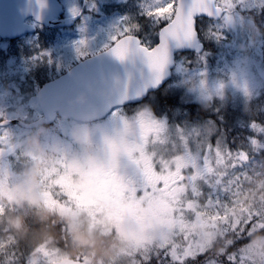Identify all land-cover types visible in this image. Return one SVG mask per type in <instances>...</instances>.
Instances as JSON below:
<instances>
[{"label":"snow or ice","instance_id":"snow-or-ice-1","mask_svg":"<svg viewBox=\"0 0 264 264\" xmlns=\"http://www.w3.org/2000/svg\"><path fill=\"white\" fill-rule=\"evenodd\" d=\"M243 4L244 0H160L156 6L147 10L146 15L157 21L166 20L168 22L161 29V44L155 48L141 44L140 37L135 35L140 25L127 23L118 26V30L111 36V51L124 59L133 45H140L141 50L151 60V67L159 73L156 81V85L159 86L163 82L165 68L170 62L167 46L170 38L181 40V38L194 36L198 16H208L223 21L230 20L229 13H237ZM215 34L220 35L219 32ZM141 111L157 125L170 127L166 119L156 117L150 109ZM7 124V119L0 118V129H2L0 131V157H3L5 152L15 151L11 133L6 127ZM251 127L258 134L264 133V124L253 121ZM174 132L176 135L173 139L154 152L152 160L155 168L144 159L129 157L127 154L122 156L123 166L131 170L128 182L136 195L154 208H159L164 204L170 205V216L167 221H157L155 217L149 221V234L143 243L137 245L135 257L139 260V264H152L154 257L158 264H189L190 261L196 262L201 257L204 258L203 264H243L242 246L248 243L254 230L264 231V223L260 222L259 215H253L246 221H241L240 224H233L223 201L227 198L231 203V197L236 195V190L244 182L240 177L244 176L246 165L251 159L249 151L244 149L233 151L222 144L219 138L213 145L208 138L200 147L198 155H194L191 150L185 153L184 158L193 161L195 167L193 163H189L186 168H177L175 157L170 150L171 145L174 142L191 144V138L183 127L177 126ZM191 133L197 137L200 136L196 128L191 129ZM258 142L261 140L257 137L250 138L251 144ZM147 143H153L151 137L148 138ZM156 143L159 144V141ZM25 158L29 157L25 156ZM61 159L63 160V157ZM101 159L106 166L103 176L107 179L111 172V157L107 147L101 153ZM221 162L231 168L228 174L230 178L223 176L216 171V167H213ZM62 171L63 168L59 165L55 167L52 174L44 179V189L50 192L55 200L71 205L73 201L69 193L60 184L55 183ZM197 171L201 175L193 180V173ZM237 171L240 172L239 177L236 176ZM210 175H217L220 178L209 185L205 177ZM177 185H187V188H178ZM193 185L207 189L203 193V200L194 194ZM222 207L223 213L220 211ZM206 209L215 210L217 219L212 220V213ZM205 220H208L213 228L227 229L226 236L231 237V243L225 244L222 251L217 250L215 244L202 246L198 243L193 227L201 225ZM64 230L66 229H62ZM150 233H157V235L153 237ZM28 245L30 251L27 264H33L32 254L40 249L35 245ZM22 255L20 244L13 237L0 236V264H21Z\"/></svg>","mask_w":264,"mask_h":264},{"label":"rangeland","instance_id":"rangeland-1","mask_svg":"<svg viewBox=\"0 0 264 264\" xmlns=\"http://www.w3.org/2000/svg\"><path fill=\"white\" fill-rule=\"evenodd\" d=\"M159 2L160 0H145L142 5L144 10L147 12L150 7L156 6ZM104 4L109 3L104 0L100 3H91L88 6V14L93 17H100L102 13L99 8H101ZM255 4H261V0H244L242 8H249ZM62 5H64L66 15H72L80 8V4L78 2H64ZM115 13L116 14L112 15V20L116 22L117 25L111 24L106 26L103 20L97 19L95 23H93L94 25L92 28L87 29L86 32L83 33H87V36H84L86 38L81 39V41L88 50L93 51L99 49L100 46L97 47V45L106 44L107 40H109L118 30V26L127 24L126 22L122 23L121 14L117 12ZM229 16L231 19L227 21L215 20L214 26L223 38L226 39V44L228 46V50L230 51V57L228 58L227 56V50H222L219 52L215 64H210L207 67H200L196 70H190L187 75H185L186 73L180 75L179 80H177L178 82L175 84L171 83V87L184 90V96L186 98L205 102L207 98L215 96L218 98L230 96L232 100L235 101L241 97L245 98L253 96L257 94L262 87H264V49L259 50L261 49V47H258L260 39L255 37L253 40L246 41L243 38H240L241 32H245L247 30V24L234 13L230 12ZM89 18H91V16L85 15L82 23L76 27L79 29H75V32H78L79 30L82 31L87 28V26L89 27L90 24H86ZM98 32L105 33L99 37L97 34ZM61 41V43L57 42L53 44L50 49V52L56 53L60 48L64 47L62 48L64 49V54L60 55L58 61L55 62L57 64L56 68H50L48 70L46 73L48 76L53 75L54 73L58 74L63 68L68 67L73 58L72 57L66 61L68 56L65 51L68 47H71L70 45L73 43L74 38H61ZM248 44H253L255 49L257 46L261 57L257 55L254 56L253 54L250 55L246 52L245 49ZM62 57L64 59L59 61ZM4 87V85H1L0 116L4 115V118H11L13 116L18 117L16 114H19L25 117L28 115V111L25 109L24 105L29 106L28 104L34 107V112L36 113L35 118L40 115L41 112L37 100H30V98L22 105H19V100L17 98H11L12 102L10 104L19 107H17V112L15 111L13 113L7 111L9 105L7 100L8 91ZM141 109H144L145 111L148 110L145 109V106H139L135 111L138 113ZM121 118L123 121L122 123ZM129 119H137V122L140 123L149 121L150 124L147 125L145 130L151 126L154 130L163 132L162 134H157V136L152 139L153 143L149 144L148 151L140 157H136L132 154L133 146H126L123 144V141H129L131 135L134 136V134L126 133L124 130ZM173 123L174 122H172V126L168 122L170 127L157 125L147 116H136L135 113L128 116L122 113V111L114 108L106 117L91 122H78L73 119L63 118L57 119L51 128L45 127L46 132L44 133L43 140L49 146H58L62 152L71 157L73 154L79 153L80 151V146L75 144L71 139V129L77 125L90 124L95 129L93 141L98 146L103 145V136L105 134H111L114 138L112 150L109 151L111 157V172L119 173L120 171H118V169L120 168V164L116 159L115 153H119L122 148L126 149V154L129 157L144 159L151 163L153 168H155L152 156L155 151L164 147L166 143L169 140H172L176 135L174 132L176 128H174ZM190 126L191 127H188V130H186V134L190 135L191 144H188L187 142H174L171 145L170 150L175 157L177 168H186L189 163H193V167H195V163L193 161L186 160L184 158L185 153L188 150H191L194 155H198L200 147L207 141V135L204 136V139H202L200 143H198L195 139H192V137L196 135L191 133V129H197L199 123L197 125L195 124ZM6 127L11 133L13 144L15 145V151L5 152L3 157H0L1 160L7 159L11 153L16 152L20 147V142L24 139L22 134L30 132V128H25L17 124ZM41 127L44 126H40L37 129ZM37 129H34L33 132ZM0 131H2V129H0ZM156 141H159V144H157ZM210 142L213 145L217 143H213L211 140ZM21 155L27 156L24 153ZM25 159L27 160L29 158ZM60 167L63 168V171L57 177L55 183L60 184L69 193L73 203L71 205L63 204L60 201L55 200L50 192L43 189L42 194L44 197V203L57 208L60 212L66 215H70L78 223H85L90 230H97L95 228L99 229L101 227V223L104 224L105 227L111 225L114 222L115 216L118 215V210H121L119 203L122 202V196L126 194V188L124 187L125 184H119V182L117 183L112 179L107 180L103 176V172L106 167L105 164L103 162L90 163L87 161L85 156L80 157L79 163H68L65 161L63 166ZM213 167H216V171L225 177H228V174L230 173H227L228 170L231 171V168L223 162H221L218 166L214 165ZM54 168L50 169L44 179H47L52 174ZM199 175H201L199 171L193 173V180H195ZM219 178L220 177L217 175H210L205 177V180L209 185H212ZM177 187L186 189L187 185H177ZM192 188L194 194L203 200V193L206 192L207 189H202L197 185H193ZM236 191L241 192V189L238 188ZM234 199L235 196L231 197L232 203H229V200L225 198L223 205L231 207ZM0 208L1 210L3 209L1 203ZM206 211L212 213V220L217 219L215 210L206 209ZM220 211L223 213V207ZM169 216L170 205L164 204L159 208H154L146 201L141 207H139V210L134 217H130L129 220L123 223V225L118 226L116 233H119L121 236H128L129 233L126 232L125 225L129 221H134L138 226V232L133 233L132 235L136 240V244L139 245L145 241L149 231V221L153 217H155L157 221H167ZM84 219H86V222H83ZM202 225L211 227L208 220L203 221ZM107 229L109 228L107 227ZM106 232L110 231L107 230ZM39 249L45 255L50 252V248L45 244L40 245ZM129 259H131V257L127 259L122 257L118 259L115 264H120L121 261L128 262Z\"/></svg>","mask_w":264,"mask_h":264},{"label":"clouds","instance_id":"clouds-1","mask_svg":"<svg viewBox=\"0 0 264 264\" xmlns=\"http://www.w3.org/2000/svg\"><path fill=\"white\" fill-rule=\"evenodd\" d=\"M125 132L139 134V126L135 120L129 119ZM95 129L90 124H81L71 129L72 141L80 146L79 153L69 157L62 152L58 146H49L43 140L45 127L30 132L20 142L22 152L29 157L27 167L16 173V179H12L9 167L0 162V201L9 206L18 208H30L37 210L38 222L43 225L41 228L33 229L28 224V216L23 211L8 215L5 213L0 221L5 224L4 231L20 244L28 240L32 245L40 248L45 244L50 248L49 254L41 251L32 254L33 264H115L120 258H129L128 264H139L135 257L137 251L136 240L133 233L138 232V226L134 221L125 225L128 236H121L116 233L110 239L104 236L107 227H100L97 230H90L85 223L76 222L73 217L62 215L59 211L48 208L44 203L43 189L44 177L50 169L63 166V163H79L80 157L85 156L90 163H102L101 153L107 147L112 150L114 138L111 134L103 136V145L98 146L93 141ZM130 141H123V144L130 146ZM126 149L122 148L115 153L120 164V174L127 180L131 170L123 166L122 156ZM63 157V160L61 159ZM229 218L233 224H240L246 221L247 217L260 216V222L264 223V179L256 181L255 187L246 189L244 192H237L231 207H227ZM51 219V224L47 221ZM59 222L68 227L64 247L56 243V237L51 229ZM193 231L198 237V243L202 246L216 245L217 250L222 251L225 244L231 243V237L226 236L227 229L222 227H208L196 225ZM149 234V233H147ZM153 237L157 233H150ZM243 247V264H264V231L254 230L251 239Z\"/></svg>","mask_w":264,"mask_h":264},{"label":"trees","instance_id":"trees-1","mask_svg":"<svg viewBox=\"0 0 264 264\" xmlns=\"http://www.w3.org/2000/svg\"><path fill=\"white\" fill-rule=\"evenodd\" d=\"M144 1H132L128 4L118 3L114 9L119 10L125 16L124 20L127 23H132L133 25L139 24L140 29L135 32V35L140 37L144 44L151 46L157 41L159 29L165 23H167V21H157L151 17H148L142 5ZM234 14L240 17V19L247 24V30L245 32H241L240 38L249 41L253 40L255 37H258L260 39V44L258 47H261L259 50H263L264 0H261V4H255L249 8H241L237 13ZM214 22L215 20L205 16L197 17L196 29L198 31L199 40L203 42V50L201 52H175V64L172 67V75L170 79L161 88L149 92L142 101L135 103V105H147L152 107L153 110L158 114H160V112L165 113L170 118V122H174V128H176L178 125H183L181 127L188 130V127H191L190 125H193V123H199L197 130H199L200 136L199 138L197 136L192 137V139H195L198 143H200V141L204 139V136L207 135V140L210 136L209 139L213 143H216L219 138L222 144L226 145L228 148H231L233 151L238 149L249 151L251 159L246 165L244 176L240 177L244 182L239 188L241 189V192H244L246 189L255 187L256 181L264 179V133L258 134L251 127V123L253 121H256L258 124H264V87H262L259 92L253 96L245 98L241 97L235 101L232 100L230 96L223 98H218L215 96L211 97L212 99L207 98L205 102L186 98L184 96V90L171 87V83L175 84L178 82L177 80H179L180 75L184 73L187 75L190 70H196L200 67H207L210 64H215L216 58L218 57L220 51L227 50V56L228 58L230 57V51L228 50L226 39L223 38L221 34L219 36L215 34L219 31H217L215 28ZM53 34L56 36V31H53ZM245 50L250 55L253 54L254 56L257 55L261 57L257 46L255 49L253 44H248ZM56 55L57 52L54 56ZM56 65V63L48 64L47 62L38 63V77L36 81L37 88H39V86L44 81L55 77L67 69V67H65L58 74L54 73L53 75L48 76V74H46L48 70L50 68L55 69ZM28 99V97H24L22 101L24 102ZM32 99L36 100L35 94H33ZM8 100L9 102L12 101L11 98ZM122 107L130 108L128 105L127 107ZM27 113L28 115L25 117L19 114L16 115L26 122L33 120L36 116L33 106ZM0 118L3 119L4 115H1ZM57 119L62 118L57 117ZM56 120L50 124H41L37 127L30 128V132H33L34 129H37L40 126L51 128ZM27 134L28 133L22 135L25 138ZM254 136L260 139L261 142L251 144L250 138ZM21 154H23V152L19 147L18 150L14 153H11L7 159H0V162L6 164L9 167V170L12 173V179H16L17 177L15 174L27 167L29 163V159L26 160L25 156ZM229 172L231 171L228 170L227 173ZM236 176H240L239 171L236 172ZM0 203L3 206L2 210L0 208V217H2L5 213L8 215H13L23 211L27 214L28 224L33 229L43 227V225L38 222L36 209H21L16 206H9L3 201H0ZM45 205L54 211H59L57 208L51 205ZM60 213L65 216H70L62 212ZM54 218L55 217L50 218L47 223L51 224V219ZM249 218L251 217H247V219ZM83 222H86V219H84ZM4 228L5 224L0 221V236H8V234L4 231ZM62 229L66 230L62 231ZM51 231L56 237V243L60 247H64L66 243L65 237L68 233V227L64 226L63 222H59L51 229ZM114 234L115 233L104 232V236L108 239H110ZM28 244H31V242L28 240L20 242V249L23 253L21 257V264H27V257L30 251ZM203 259L204 258L201 257L196 262L190 261L189 264H203ZM120 264H128V262L121 261ZM152 264H158L155 257L152 260Z\"/></svg>","mask_w":264,"mask_h":264},{"label":"water","instance_id":"water-1","mask_svg":"<svg viewBox=\"0 0 264 264\" xmlns=\"http://www.w3.org/2000/svg\"><path fill=\"white\" fill-rule=\"evenodd\" d=\"M86 3L87 0H83L77 14L56 19L54 24L72 25L85 10ZM62 11L58 0H0V36L15 37L33 31L35 25L25 22L28 15L39 22L49 23ZM165 24L159 29L157 41L149 47L161 44V29ZM167 46L170 62L159 86L156 85L159 73L151 67V60L140 45H133L124 59L116 56L109 46L44 81L36 92L39 116L27 122L20 118L3 119H7L8 124L16 121L26 128L50 124L57 117L78 122L102 119L115 107L140 102L149 92L161 88L172 75L175 52H201L204 47L197 29L196 34L189 38H170Z\"/></svg>","mask_w":264,"mask_h":264},{"label":"flooded vegetation","instance_id":"flooded-vegetation-1","mask_svg":"<svg viewBox=\"0 0 264 264\" xmlns=\"http://www.w3.org/2000/svg\"><path fill=\"white\" fill-rule=\"evenodd\" d=\"M101 1L102 0H87L85 10L82 12V14L74 21L72 25L67 26V25L54 24V20L77 14L80 11L83 0H58V2L61 5L64 2H78L80 4V8L76 13L72 15H66L64 5H62L63 11L57 15H54L50 19L49 23L39 22L32 15H28L25 17V22L35 25V29L33 31H28L15 37L0 36V94H1V85H4L5 86L4 88L8 91L7 100L10 98H17L19 100V105L26 103L25 102L26 100L24 102L22 101L24 97H28L30 98V100H32L33 94H35L36 96V92L38 89L36 87V81L38 77V70H37L38 63L47 62L48 64H53L58 61L59 56L64 54V49H62L64 47L60 48L59 51H57L56 56H54L55 55L54 52H50V49L53 46V44L57 42L61 43L62 42L61 38H66V37L74 38L73 43L70 45L71 47H68L67 50L65 51V53H67L68 56L66 61H68L70 58L73 57L67 69L76 62L109 47L111 44V39L107 40V43L104 45L98 44L97 47L100 46L99 49L93 51L88 50L85 47V45L82 44L81 41V39L86 38L84 36H87V33L86 34L83 33L86 32L87 29L92 28V26L94 25L93 23H95L97 19L103 20L106 26H109L111 24L117 25V23L112 20V15L116 14L115 12L121 14L122 23L126 22L124 20L125 16L119 10L114 9L116 4L118 3L128 4L129 2L132 1L138 2L139 0H104L109 4H104L101 6V8H99L102 13L100 17H95V16L93 17L92 15L88 14V10H89L88 6L91 3H100ZM85 15L91 16V18H89L88 21L86 20L87 21L86 24L87 25L90 24L89 27L87 26V28L83 29L82 31L79 30L80 32L79 31L75 32V29H79L76 27L82 23ZM53 31H56V36L53 34ZM104 33L105 32L103 33L98 32L97 34L100 37ZM141 43L143 42L141 41ZM63 59L64 58L62 57L60 58L59 61H62ZM11 102H9L8 100L9 105L7 111L14 113V111H17L16 107L19 106L15 107L10 104ZM127 105L130 106V108L122 107V106L127 107ZM24 106L27 111H29L32 108V106L30 105L29 106L24 105ZM122 106H117L115 108L122 111V113H124L125 115L129 116L130 114L135 113L136 116L138 115L145 116L141 111L142 109L139 110L138 113L137 111H135L139 106H143V107L145 106V109H150L153 113H155V116H158V118L166 119L167 124L168 122L170 124L172 123L170 122V118L165 113L160 112V114H158L150 106L147 105L137 106L135 105V103H129ZM11 118H19V117L13 116ZM135 121L139 126V131L141 132H139L138 135L135 134L134 136L131 135L129 141L131 142L130 145L133 146L132 154L136 157H140L148 151V146H149V144L147 143L148 138L151 137L153 139L154 137L157 136V134H162L163 132L154 130L153 127L151 126L148 127L147 129L148 131L145 130L147 128V125L150 124L149 121L143 123L137 122L138 121L137 119ZM13 124L19 125L16 121H12L6 126ZM195 124L196 123H193V125ZM109 179H112L117 183L119 182V184H125L124 187L126 188L125 189L126 194L122 196L123 198L122 202L119 203V207L121 210H118V215L115 216L114 222L111 225L107 226L109 228L107 230L110 231L109 233L116 234L118 226L123 225V223L129 220L130 217L131 218L134 217L137 214L139 207H141L142 204L146 202V200L141 199L139 196L136 195V193L129 186L128 179L125 180L121 176L120 172L119 173L110 172L107 180ZM100 225L101 227L102 226L105 227V225L102 223Z\"/></svg>","mask_w":264,"mask_h":264}]
</instances>
